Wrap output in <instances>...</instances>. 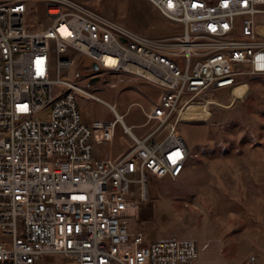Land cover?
Segmentation results:
<instances>
[{"label": "built area", "instance_id": "1", "mask_svg": "<svg viewBox=\"0 0 264 264\" xmlns=\"http://www.w3.org/2000/svg\"><path fill=\"white\" fill-rule=\"evenodd\" d=\"M148 1L181 31L142 34L79 0H0V264H200L193 240L148 241L131 222L150 179L189 163L178 130L189 104L264 77V0ZM118 74L161 89L146 134L79 85ZM79 96L113 117L85 116ZM119 128L126 152L101 157Z\"/></svg>", "mask_w": 264, "mask_h": 264}, {"label": "rangeland", "instance_id": "2", "mask_svg": "<svg viewBox=\"0 0 264 264\" xmlns=\"http://www.w3.org/2000/svg\"><path fill=\"white\" fill-rule=\"evenodd\" d=\"M79 1L142 34L166 37L181 31L148 0ZM258 19L264 23V15ZM68 80L79 78L71 73ZM79 85L110 104L118 102L116 110L135 133L146 134L156 125L152 120L138 127L146 121L144 110L159 105L161 89L151 82L118 74L104 83ZM79 98L85 116L113 117L104 104ZM181 119L178 130L190 147L189 163L176 179H150L149 199L131 227H141L148 241L193 240L200 264H248L252 255L264 264V77L201 94ZM127 148L119 128L113 144L99 153L119 158Z\"/></svg>", "mask_w": 264, "mask_h": 264}, {"label": "water", "instance_id": "3", "mask_svg": "<svg viewBox=\"0 0 264 264\" xmlns=\"http://www.w3.org/2000/svg\"><path fill=\"white\" fill-rule=\"evenodd\" d=\"M94 68L97 69L98 66L96 63L93 64ZM98 81V77H94L93 79L90 80L89 85L96 83Z\"/></svg>", "mask_w": 264, "mask_h": 264}, {"label": "bare ground", "instance_id": "4", "mask_svg": "<svg viewBox=\"0 0 264 264\" xmlns=\"http://www.w3.org/2000/svg\"><path fill=\"white\" fill-rule=\"evenodd\" d=\"M259 30L264 35V24L259 26Z\"/></svg>", "mask_w": 264, "mask_h": 264}]
</instances>
